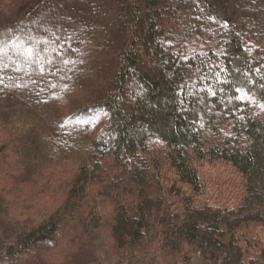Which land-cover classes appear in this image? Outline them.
I'll return each instance as SVG.
<instances>
[{"label": "trees", "instance_id": "1", "mask_svg": "<svg viewBox=\"0 0 264 264\" xmlns=\"http://www.w3.org/2000/svg\"><path fill=\"white\" fill-rule=\"evenodd\" d=\"M0 55V264H264V0H0Z\"/></svg>", "mask_w": 264, "mask_h": 264}, {"label": "rangeland", "instance_id": "2", "mask_svg": "<svg viewBox=\"0 0 264 264\" xmlns=\"http://www.w3.org/2000/svg\"><path fill=\"white\" fill-rule=\"evenodd\" d=\"M70 28H72V29H75V27H73V25H71L70 26ZM65 44H67L68 46H70L71 45V43L69 42V41H66L65 42ZM71 47V46H70ZM20 53H23V50H18V49H16L15 50V52H14V54L16 55V56H21V54ZM6 54V53H5ZM3 55V54H2ZM2 55H0V56H2ZM5 56H8L7 54L5 55ZM10 56V55H9ZM3 58H4V60H11L10 58H8V57H4L3 56ZM21 58H24L23 56H21ZM23 64H24V66H26L27 64L29 65V62L26 64V60H24V62H22ZM30 63H32V62H30ZM98 115H99V113H98ZM97 114H94V115H92V117L91 118H89L87 121H93V120H95V119H97V116H98ZM200 170H202V171H204L205 173H208V174H210L212 177L211 178H213L214 177V172L213 171H211V169L210 168H208V167H206V166H204V165H202V164H198V166H197ZM216 173H217V171H216ZM219 177V179L221 180V181H224L225 180V178H223V177H220V176H218ZM231 179H233V180H235L236 181V183H238V182H240V177L239 176H237L236 174H231ZM258 228H256V227H254L253 228V232H258ZM46 244H40V247H43V246H45ZM44 248V247H43Z\"/></svg>", "mask_w": 264, "mask_h": 264}]
</instances>
